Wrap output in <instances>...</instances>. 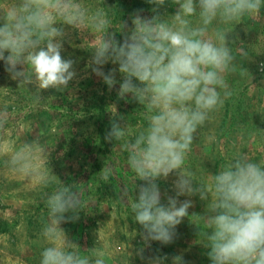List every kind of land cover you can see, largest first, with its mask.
Instances as JSON below:
<instances>
[{
  "label": "clouds",
  "instance_id": "obj_1",
  "mask_svg": "<svg viewBox=\"0 0 264 264\" xmlns=\"http://www.w3.org/2000/svg\"><path fill=\"white\" fill-rule=\"evenodd\" d=\"M147 2L153 5L152 15L136 10L131 27L119 21L121 29L116 31L106 11L115 7L104 6V0L95 9L83 0H15L0 9V61L19 85L63 92L77 75L75 61L62 56L66 28L90 29L99 37L91 49L92 72L109 89L118 83V72L122 78L118 95H130L145 109L146 128L132 133L121 116L111 121L105 136L106 141L121 142L136 181L144 182L135 184L138 193L132 204L144 244H171L177 226L195 216L198 223H190L209 249L211 264H264V161L237 152L208 183L198 181L184 166L197 130L233 95L226 75L248 73L235 63L230 26L258 14L264 0H170L176 6L174 14L160 10L169 0ZM117 32L122 40L116 38ZM108 63L118 67L105 72ZM5 123L0 118V128ZM40 136L11 150L5 164L28 182L48 184L57 176L43 167ZM174 172L175 195L167 196L165 204L158 181ZM109 175L110 170L103 168L100 178L107 182ZM181 196L205 201L204 213L190 215L193 201H180ZM45 205L40 264H107L106 250L82 248L61 227L78 219L84 209L79 190L58 183L45 194ZM136 254L144 258L143 249ZM167 259L157 255L149 264H164ZM172 264H184L182 256H173Z\"/></svg>",
  "mask_w": 264,
  "mask_h": 264
},
{
  "label": "rangeland",
  "instance_id": "obj_2",
  "mask_svg": "<svg viewBox=\"0 0 264 264\" xmlns=\"http://www.w3.org/2000/svg\"><path fill=\"white\" fill-rule=\"evenodd\" d=\"M14 2L0 0V9ZM83 2L95 9L102 0ZM104 6L115 7L106 11L116 31L121 29L119 21L131 27L136 10L150 16L153 7L147 0H104ZM160 10L174 14L176 6L169 0ZM230 27L233 31L228 40L235 63L248 73L241 75L238 70L226 75L233 95L197 130L184 161L195 178L205 183L237 152L254 161H264V7L255 16L246 15L242 22ZM66 32L62 56L75 61L77 75L63 92H39L33 85H19L0 61V118L6 121L0 128V264H40V252L45 246L40 231L47 221L45 194L53 192L58 183L79 190L84 208L78 212V219L62 223V229L82 248L97 246L106 250L110 254L106 256L107 264H149V259L157 255L168 257L164 264H172L176 255L182 256L184 264H211L209 249L190 223H198L195 216L184 218L177 226L171 244H144L142 229L132 213L138 193L135 184L144 182L136 181L121 142L106 141L105 136L111 121L121 116L132 133L146 128L145 109L130 95H118L122 79L118 72V83L111 89L92 72L89 62L91 49L99 39L96 34L90 29L70 27ZM116 38L122 40V34L117 32ZM116 67L108 63L103 71ZM39 134L43 167L49 175L57 176L48 184L28 182L12 174L5 164L11 150ZM103 168L110 170L107 182L100 178ZM176 178L174 172L158 181L162 203L166 204L167 196L175 195ZM185 199L193 201L190 215L204 213L205 201L198 196L179 197L180 201ZM138 249H143V259L136 254Z\"/></svg>",
  "mask_w": 264,
  "mask_h": 264
}]
</instances>
